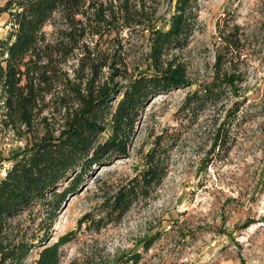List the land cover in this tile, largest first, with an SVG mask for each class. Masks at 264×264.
<instances>
[{
    "label": "trees",
    "instance_id": "trees-1",
    "mask_svg": "<svg viewBox=\"0 0 264 264\" xmlns=\"http://www.w3.org/2000/svg\"><path fill=\"white\" fill-rule=\"evenodd\" d=\"M158 4L7 0L0 7L10 26L0 39L2 122L30 139L0 178V264H24L36 248L34 264H61L62 248L75 232L48 242L67 198L77 193L94 167L128 155L150 100L192 83L177 52L187 47L197 28L199 0H175L162 28ZM48 25L50 33L44 31ZM138 34L148 45L143 62L132 54ZM224 39L228 53L216 58L210 83L186 94L174 113L178 127L155 135L143 155L145 168L104 196L96 221L87 213L80 225L94 222L99 230L117 224L133 205L148 201L167 175L171 151L181 135L207 110H224V116L214 120L208 153L216 148L227 152L230 131L242 121L246 101L225 108L228 96L238 94L241 80L230 67L229 52L241 45L233 33ZM224 64L229 67L223 69ZM23 214L31 224H13ZM153 243L154 238L146 239L144 252ZM141 259L140 253H128L112 264H139Z\"/></svg>",
    "mask_w": 264,
    "mask_h": 264
},
{
    "label": "rangeland",
    "instance_id": "rangeland-1",
    "mask_svg": "<svg viewBox=\"0 0 264 264\" xmlns=\"http://www.w3.org/2000/svg\"><path fill=\"white\" fill-rule=\"evenodd\" d=\"M6 1L0 0V7ZM158 3L162 28L175 0ZM44 31L50 33L52 26ZM9 32L8 16L0 14V39ZM231 33L241 46L229 52L230 67L241 80L237 96H228L225 108L243 98L246 104L242 121L230 131L227 152L216 148L208 153L214 120L223 117L224 110H207L181 135L171 151L167 175L148 201L133 205L117 224L99 230L94 222L80 225L87 213L96 221L104 196L145 168L143 155L154 136L178 127L174 113L188 92L212 81L216 58L228 53L224 37ZM132 43L133 56L143 62L148 52L146 37L138 34ZM177 53L192 83L150 100L128 155L94 167L77 193L67 198L48 242L75 232L62 248L61 264H112L128 253H140L139 264H264V0H199L197 28L187 47ZM2 113L0 101V178L30 143L28 136L19 137L4 126ZM30 220L23 214L13 224L26 227ZM148 238H154V243L144 252ZM37 250L24 264H34Z\"/></svg>",
    "mask_w": 264,
    "mask_h": 264
},
{
    "label": "water",
    "instance_id": "water-1",
    "mask_svg": "<svg viewBox=\"0 0 264 264\" xmlns=\"http://www.w3.org/2000/svg\"><path fill=\"white\" fill-rule=\"evenodd\" d=\"M82 189V188H81ZM80 191V190H79Z\"/></svg>",
    "mask_w": 264,
    "mask_h": 264
}]
</instances>
